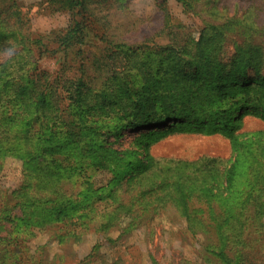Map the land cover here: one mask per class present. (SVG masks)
<instances>
[{
  "label": "trees",
  "instance_id": "trees-1",
  "mask_svg": "<svg viewBox=\"0 0 264 264\" xmlns=\"http://www.w3.org/2000/svg\"><path fill=\"white\" fill-rule=\"evenodd\" d=\"M43 1L53 12L66 13L70 21L63 31L34 38L19 1L0 0V169L8 157L19 159L24 166L16 189L6 192L0 188V264L29 261L24 256L15 263H5L16 257L13 248L19 244V235L25 240L37 229L53 234L59 243L65 238L80 241L88 228L98 237L120 233L119 239L131 224L148 214L141 206L166 189L180 194L189 231L202 236L213 263L264 264L261 238L257 245H248L258 241L257 236L264 238L260 219L264 217V152L247 158L240 142L243 135L234 127L239 109L264 116V80L249 87L234 72L221 75L220 68L230 43H235L237 52L242 50L235 42L242 23L234 19L205 23L196 39L174 21L168 0H153L162 13L158 27L167 43H130L125 33L137 25L136 21L114 25L111 11L126 12L131 0ZM175 1L185 14L202 18L264 15L256 5L230 15V8L223 3L227 0ZM56 54H60V65L52 71L42 70L40 61ZM190 57L195 62H186ZM188 63H196L203 74L192 78L183 74ZM164 70L172 71L176 86L169 84L163 93L148 86L133 91L136 78ZM178 78H191L192 84L183 86ZM169 120L178 121L177 132L223 126V133L237 151L234 165L220 169L221 161L203 158L199 162L207 164L203 168L207 177L191 178L193 173L157 182L153 158L146 154L137 164L128 161L133 173L129 183L124 186L123 179L118 182L123 173L119 175L117 169L127 166L126 155L114 150L110 140L125 129ZM152 138L147 134L137 140ZM107 155L113 174L110 188L96 190L93 179L97 173L93 170L107 167L101 162ZM244 159L248 163L237 172ZM238 175L240 188L231 190ZM209 178H219L223 187L212 196L206 191ZM123 190L124 196L120 194ZM137 192L141 194L133 198ZM191 203L196 208H191ZM14 234H19L16 239H8Z\"/></svg>",
  "mask_w": 264,
  "mask_h": 264
},
{
  "label": "rangeland",
  "instance_id": "rangeland-1",
  "mask_svg": "<svg viewBox=\"0 0 264 264\" xmlns=\"http://www.w3.org/2000/svg\"><path fill=\"white\" fill-rule=\"evenodd\" d=\"M18 1L23 7V14L29 21L27 26L34 38L47 37L52 32H60L67 28L70 17L63 12H53L47 7V4L43 3V0ZM223 3L230 8L228 10L230 15L242 14L249 6L253 5L261 8L264 12V0H227ZM168 9L174 21L183 24L186 33L196 39L199 38V32L205 23H221L230 19L241 22L242 25H239L237 30L240 37L235 39V42L242 46V50L237 52L234 47L235 43L229 44L227 52L222 58V67L220 68L223 69V72L221 75L234 72V76L243 79L249 84V87H256L264 80V15L263 18H202L193 14H185L182 6L175 0H168ZM111 12L115 14L111 18L114 25H124L136 21L137 25L125 33V39L130 43L141 40H153L157 44L167 43V38L163 37L162 30L158 27L163 21L162 13L156 8L153 0H131L126 12L117 10ZM245 23L254 27L245 26ZM59 56L60 54L47 56L40 61L42 70L56 69L60 65ZM233 56L234 58H232ZM186 62H195V59L190 57L186 59ZM183 69V74H187L191 78L197 74H203L198 71L196 63H188L183 66ZM167 70L159 74L153 73L144 78H136L135 84L132 83L133 91L148 86L151 90L163 93L169 84L176 86L172 71L168 73ZM191 78H178V80L182 81L183 86H187L192 84ZM237 108L238 106L233 110ZM237 111L239 120H234H238L234 127L237 134L243 135L240 142L242 148L244 147L242 150L246 157L248 158L250 154L258 151L263 153L264 116L251 109ZM178 126L177 120L174 122L169 120L166 123L146 127H132L123 130L120 136L111 139V147L114 150L123 151L122 154L126 155L124 164L127 166L117 169L119 175L123 173L118 182L123 179L124 186L127 185L133 176L128 161L137 164L138 160H144L146 154H149L148 158H153L154 172L159 176L156 178L157 182H161L167 176L183 178L193 173L195 174L191 175V178L194 176L207 177L208 175L203 172V168L207 164L199 162V159L203 158L221 161L218 162L220 169L234 165L237 151L234 152L230 139L223 133V126L215 125L212 130L201 127L200 130L194 132L174 131ZM147 134L153 135L151 141L137 140ZM104 159L101 162L107 167L103 166L93 170L97 173V177L93 179V187L96 190L110 188L113 174L108 168L109 155ZM246 159L241 160L242 166L239 165V169L237 166L235 169L237 172L248 163ZM2 164L0 188L10 192L21 184L24 166L22 161L13 157L5 158ZM114 167L117 168L116 165ZM239 179L241 180L239 175L237 178H233L231 190L234 188L239 190ZM176 180L178 178L170 181ZM219 181V178L208 179L207 194L212 196L214 190L223 189L218 184ZM138 189L140 188L138 187ZM140 192L134 193L133 196L130 194L125 198L126 200L131 196L137 198L141 194ZM120 194L124 196L125 190ZM120 194L118 197L122 198ZM179 195L174 189L157 191L151 196L152 199L141 206L148 210V214L137 224L130 226L126 224L129 226V230L127 233H123L119 239L117 237L120 233L113 235L101 233L102 235L98 237L91 228H88L81 240L77 242L66 241L67 238H65L59 243L56 238H52L55 237L53 234L41 229L30 232L32 235H26L25 240H22L24 235L14 234L8 239H16L17 235L21 237L18 246L13 248L16 257L5 263H15L19 257L26 256L30 260L25 264H215L213 263L215 260L207 256V252H205L202 236H195L189 231L187 219L183 216L182 207H180ZM194 201L196 200L194 199ZM190 206L196 208L193 203ZM260 219L264 225V217ZM253 236L255 237V235ZM254 237L253 239H255ZM256 238L258 241H251L248 245H257L260 238L264 243V238L258 236Z\"/></svg>",
  "mask_w": 264,
  "mask_h": 264
}]
</instances>
